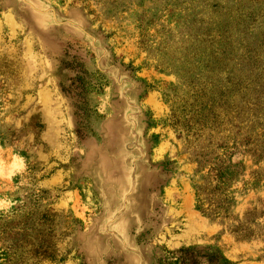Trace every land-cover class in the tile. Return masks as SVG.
I'll use <instances>...</instances> for the list:
<instances>
[{
  "label": "rangeland",
  "instance_id": "rangeland-1",
  "mask_svg": "<svg viewBox=\"0 0 264 264\" xmlns=\"http://www.w3.org/2000/svg\"><path fill=\"white\" fill-rule=\"evenodd\" d=\"M9 229L39 264H264V0H0Z\"/></svg>",
  "mask_w": 264,
  "mask_h": 264
},
{
  "label": "trees",
  "instance_id": "trees-1",
  "mask_svg": "<svg viewBox=\"0 0 264 264\" xmlns=\"http://www.w3.org/2000/svg\"><path fill=\"white\" fill-rule=\"evenodd\" d=\"M230 167H223V164L218 166H210V173H212V176L214 177V180H216V184L214 185L213 189L218 188V183L224 184L226 182V176H229L230 173H228ZM197 186V185H196ZM198 190H200V187L197 186ZM197 208L201 209L200 204V198L199 193H197ZM227 200V196L224 195L223 201ZM218 208V207H216ZM205 211V209H203ZM218 212L217 210L215 211ZM1 228L5 230V225H2ZM10 233L13 234L17 241L20 242H14V246H5L2 248V251L0 252V264H25L26 258H33L35 260V264H39L41 260L44 259H53V253L52 249H50V243L48 241H45L43 239L35 237V239H38L39 243H33L30 242V240L26 239L24 233H20L19 231L13 232V229H9ZM6 231H4L5 233ZM22 243L29 244L30 246L27 247V245H23ZM17 249H21V251H17ZM172 253V252H168ZM170 260H166L167 264H205L204 262H207L209 264H223V262H218L220 260L219 255L215 254H194L192 250L188 248H181L178 250V255L174 256L173 253L170 256ZM205 259L206 261H203Z\"/></svg>",
  "mask_w": 264,
  "mask_h": 264
}]
</instances>
